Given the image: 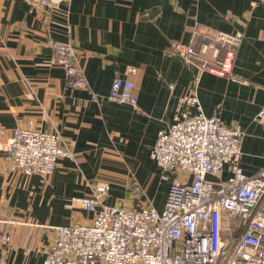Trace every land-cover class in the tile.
<instances>
[{"label":"crops","instance_id":"crops-1","mask_svg":"<svg viewBox=\"0 0 264 264\" xmlns=\"http://www.w3.org/2000/svg\"><path fill=\"white\" fill-rule=\"evenodd\" d=\"M217 30L243 36L233 76L203 72L196 91L205 114L241 126V165L256 174L264 169V0H71L55 10L0 0V140L16 127L57 130L75 154L48 176H28L0 153V264H43L57 226L92 217L72 200L99 182L111 186L108 205L163 209L170 182L151 152L199 74L170 44L199 46ZM56 40L74 45L91 90L68 86ZM117 76L136 83L137 107L108 97Z\"/></svg>","mask_w":264,"mask_h":264},{"label":"built area","instance_id":"built-area-1","mask_svg":"<svg viewBox=\"0 0 264 264\" xmlns=\"http://www.w3.org/2000/svg\"><path fill=\"white\" fill-rule=\"evenodd\" d=\"M26 1L32 8L55 10L71 0ZM242 40L239 33L217 30L205 33L199 46L170 44V51L195 64L199 74L151 152L162 180L170 182L163 209L108 205L111 186L99 182L89 195L72 200L92 217L57 226L43 264H264V169L252 175L244 171L241 126L205 114L196 91L203 72L233 76ZM53 47L68 86L91 90L74 45L56 40ZM136 88L134 80L117 76L108 97L137 107ZM258 116L264 125V108ZM0 153L28 176H48L60 158L75 159L57 130L31 127L14 128L7 142L0 140Z\"/></svg>","mask_w":264,"mask_h":264},{"label":"rangeland","instance_id":"rangeland-1","mask_svg":"<svg viewBox=\"0 0 264 264\" xmlns=\"http://www.w3.org/2000/svg\"><path fill=\"white\" fill-rule=\"evenodd\" d=\"M167 182H169V181H166V183H167ZM164 186H165V183L162 185V187H164Z\"/></svg>","mask_w":264,"mask_h":264}]
</instances>
